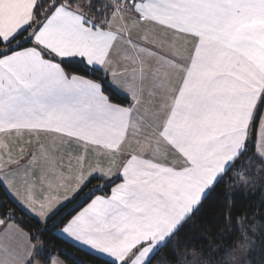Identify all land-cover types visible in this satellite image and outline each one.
<instances>
[{
    "label": "crops",
    "instance_id": "1",
    "mask_svg": "<svg viewBox=\"0 0 264 264\" xmlns=\"http://www.w3.org/2000/svg\"><path fill=\"white\" fill-rule=\"evenodd\" d=\"M132 4L108 29L61 6L27 37L31 46L0 58V184L46 222L92 179L115 182L55 231L114 264L150 262L241 154L264 98V0ZM35 6L0 0L4 45L28 30ZM46 52L101 71L130 104L112 103ZM256 146L264 159V108ZM42 251L0 218V264H42Z\"/></svg>",
    "mask_w": 264,
    "mask_h": 264
},
{
    "label": "trees",
    "instance_id": "2",
    "mask_svg": "<svg viewBox=\"0 0 264 264\" xmlns=\"http://www.w3.org/2000/svg\"><path fill=\"white\" fill-rule=\"evenodd\" d=\"M121 1L36 0L33 21L28 30L8 44L4 45L0 40V47L9 48L6 53L0 54V58L31 46L32 41L27 40V37L37 31L61 6L78 12L94 27L108 29L112 15ZM130 1L126 0L127 3ZM17 42L20 44L14 47ZM44 56L58 62L68 75H78L100 83L112 103L120 106L130 104L128 98L109 85L106 75L90 68L84 61L59 60L47 52ZM263 108L264 98L241 154L148 264H264V159L258 154L256 146ZM114 184L98 178L92 179L76 200L46 222L29 216L10 199L0 184V218L13 220L33 239L42 243L43 251L36 256L42 264H50L54 256L66 264H114L72 245L55 232L92 196L110 193ZM94 187L95 191L82 204L74 207L75 202Z\"/></svg>",
    "mask_w": 264,
    "mask_h": 264
},
{
    "label": "rangeland",
    "instance_id": "3",
    "mask_svg": "<svg viewBox=\"0 0 264 264\" xmlns=\"http://www.w3.org/2000/svg\"><path fill=\"white\" fill-rule=\"evenodd\" d=\"M132 0L129 2V3H127L126 2V0H123V1H121L120 3H119V9H121V10H125V9H127V8H129V7H131V5H132ZM111 23V22H110ZM109 23V24H110ZM56 212H58V211H56ZM55 211L52 213L53 215L56 213ZM39 241V240H38ZM40 242V241H39Z\"/></svg>",
    "mask_w": 264,
    "mask_h": 264
}]
</instances>
